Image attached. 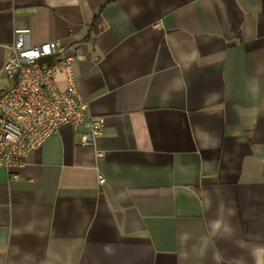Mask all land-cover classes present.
Returning a JSON list of instances; mask_svg holds the SVG:
<instances>
[{
	"label": "crops",
	"instance_id": "1",
	"mask_svg": "<svg viewBox=\"0 0 264 264\" xmlns=\"http://www.w3.org/2000/svg\"><path fill=\"white\" fill-rule=\"evenodd\" d=\"M19 30L105 123L0 169V264H264V0H0V95Z\"/></svg>",
	"mask_w": 264,
	"mask_h": 264
},
{
	"label": "built area",
	"instance_id": "2",
	"mask_svg": "<svg viewBox=\"0 0 264 264\" xmlns=\"http://www.w3.org/2000/svg\"><path fill=\"white\" fill-rule=\"evenodd\" d=\"M64 51L60 42L33 45L28 31H17L2 68L10 87L0 95V169L25 168L30 154L67 126L87 130L82 133L83 146H95L103 135L105 119L88 116V106L78 95L73 58L50 66L43 63ZM59 73L68 81L64 91L58 88ZM100 182L106 181L102 178Z\"/></svg>",
	"mask_w": 264,
	"mask_h": 264
}]
</instances>
